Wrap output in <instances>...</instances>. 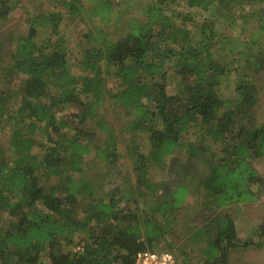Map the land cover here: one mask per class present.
Segmentation results:
<instances>
[{
  "label": "trees",
  "instance_id": "16d2710c",
  "mask_svg": "<svg viewBox=\"0 0 264 264\" xmlns=\"http://www.w3.org/2000/svg\"><path fill=\"white\" fill-rule=\"evenodd\" d=\"M22 1L0 0V19ZM132 2L139 0H36L26 31L4 39L13 46L10 62L0 63V141L8 137L0 149V215L6 214L0 219V264H43L42 254L44 264H135L137 253L153 243L173 246L168 242L176 214L188 195H200L207 208L258 198L253 186L261 181L251 162L264 156V122L249 120L264 46L255 43L248 53L230 49L222 57L216 22L219 14L234 21L238 13L264 30V0H150L139 14L126 16L122 4ZM75 20L89 26L76 50L66 39ZM41 28L48 29L43 38ZM229 75L227 97L222 91ZM175 76L172 95L167 85ZM105 105L123 108L132 117L130 130L146 136L144 152L137 144L130 149L137 193L122 188L102 194L99 180L74 176L84 173V156L92 149L110 164L118 158L116 132L97 114ZM66 107L75 109L62 112ZM80 113L98 116L101 145L77 127ZM196 128L219 147L204 169L188 140ZM185 148L188 156L180 160ZM168 156L174 158L173 181L149 176L150 167L166 169ZM187 229L205 236L203 264H230L232 249L252 244L239 241L228 213L205 216ZM259 230L262 236L264 222ZM75 232L82 235L81 249L64 251Z\"/></svg>",
  "mask_w": 264,
  "mask_h": 264
},
{
  "label": "rangeland",
  "instance_id": "374dc122",
  "mask_svg": "<svg viewBox=\"0 0 264 264\" xmlns=\"http://www.w3.org/2000/svg\"><path fill=\"white\" fill-rule=\"evenodd\" d=\"M35 1L36 0H23L21 7L10 11L6 18L0 19V41L6 39L8 35L16 36L17 34L24 33L26 31V14L27 12H32L34 10L33 4ZM149 2L150 0H139V3L132 2V4L128 6H124L122 4L121 9L126 11V16L131 14L137 15L143 9L144 5ZM196 17L198 18L199 16ZM220 17L221 16L219 14L216 22V27L220 31L219 36H217L218 43L216 46L217 50L222 54V57L229 54L228 51L230 49L239 51L242 50L243 53H248L254 51L255 43H260L264 46V30H261L257 26L255 18L246 21L242 19V17H238V13L234 16V21L231 19L229 20L228 18L223 19ZM230 21L233 25L235 24L233 28H231L230 25L227 26ZM190 25V21H188V26ZM88 30L89 26L87 23L75 20V22L67 29V46L76 50V47L78 46L77 41L82 38ZM108 30L113 32L112 24L108 25ZM119 32L120 30H117V34H119ZM47 33L48 29L41 28L39 30V38H43ZM0 46V63H9L13 41H10L9 39L4 40ZM78 49L79 48H77V51ZM233 66H235V64ZM72 71L74 74H77L78 65H72ZM257 74L258 99L257 103L253 107L252 117L249 120V123L254 125L264 122V70L258 72ZM230 78V75L226 77L224 82L226 89L224 87L222 91L223 95L227 97L232 95ZM177 79L178 77L175 76L174 80L170 79L168 82L167 90L169 94H176L175 88L177 82H175V80L177 81ZM75 107L78 108L77 105ZM75 107H66L62 110V112L69 113L75 109ZM97 114L104 116L108 125L116 132L118 137V144L116 147L118 158L114 164H110L96 157L94 150L92 149L84 156V173L76 174L74 176L89 179L94 182L99 180L102 185L99 192L102 194H104L105 191L117 192L122 188L134 190L137 193V177L133 168V158L131 159L132 154L130 153V149L137 144L139 145L138 149L144 152L146 149L145 134L130 130L129 125L132 117L121 107L105 105L97 111ZM78 116L82 121L77 124V127L86 129L90 134L94 135L93 138L95 143L101 145L102 139L105 137V133L97 126L98 116L96 119L95 117L91 118L90 116L84 117L83 113H80ZM198 128H196V130L188 136V140L191 143H195L196 150L194 151V161L200 163L198 165L200 169H204L209 155L218 151L219 147L203 139L201 136V130ZM40 139L45 140L46 137L40 135ZM7 144L8 137L6 136L5 138V136H3L0 141V149H5ZM33 151L41 153L42 149L36 146L33 148ZM180 156V160L185 159L188 156V150L185 148ZM172 163H174V158L172 156H168L166 159V169L163 170L161 166L150 167L149 176L156 179H164L167 182H172L175 168H173ZM251 164L257 171L258 177L261 181H258L253 186L254 190L258 193V198L255 201L233 203L223 208H207L206 206H203V199L200 195L190 194L186 199V203L180 206V210L176 214L178 224L175 226L174 232L171 234L168 242L173 246H167L165 242H160L158 244L153 243L151 247L152 251H164L165 249L172 251V255H175L174 257L179 259V262L177 263V259L174 258V264H184V261H186L187 264H203V246L205 242L202 241V238L205 236H201L199 238L192 236V232L189 231L187 227H190L192 223H195V227L200 225L205 216L214 217L216 215L228 213L235 221L239 241H248L252 243L247 247L239 245L232 249L229 252L230 264H264V234L261 236L259 230V225L264 222V156L254 159ZM78 198L83 202L86 201L81 196ZM152 200H155V198ZM77 205L78 206L76 208L80 212V206L79 204ZM121 205L123 206L125 203L123 202ZM5 217V213L0 215V219ZM70 237L72 238L73 243L71 244L70 242L64 241L62 249L64 251H77L81 249L80 242L83 238L80 232H75ZM183 257H186L185 260H183ZM47 260V256L42 254L41 262L44 264Z\"/></svg>",
  "mask_w": 264,
  "mask_h": 264
},
{
  "label": "built area",
  "instance_id": "2783aa9c",
  "mask_svg": "<svg viewBox=\"0 0 264 264\" xmlns=\"http://www.w3.org/2000/svg\"><path fill=\"white\" fill-rule=\"evenodd\" d=\"M135 264H174V256L169 251L143 250L137 253Z\"/></svg>",
  "mask_w": 264,
  "mask_h": 264
}]
</instances>
